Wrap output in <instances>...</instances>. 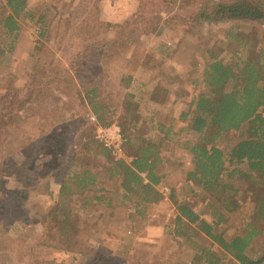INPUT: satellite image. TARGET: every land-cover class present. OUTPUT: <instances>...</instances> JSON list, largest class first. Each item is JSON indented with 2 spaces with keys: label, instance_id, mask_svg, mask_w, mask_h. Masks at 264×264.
I'll return each mask as SVG.
<instances>
[{
  "label": "trees",
  "instance_id": "16d2710c",
  "mask_svg": "<svg viewBox=\"0 0 264 264\" xmlns=\"http://www.w3.org/2000/svg\"><path fill=\"white\" fill-rule=\"evenodd\" d=\"M137 2L130 17L120 23L106 24L112 29L109 38L88 43L75 54L77 64L94 54L108 58L114 48L121 52L138 43L142 35L160 34L176 19L183 24L222 21L232 24L223 37L211 41L212 56L202 55L188 71L192 96L182 101L184 108L178 115L182 125H176V129L173 125L155 122L152 116L132 113L135 93L129 90L133 81L131 75H122L119 79L118 86L125 91L116 105L111 102L108 86L100 85L95 77L89 83L74 85L83 106L96 120L85 119L88 129L93 130L98 124L118 123L124 138L125 158H114L87 129L79 139L82 146L79 161L76 159L71 171L59 181L57 198L41 220L43 232L38 244L63 253L86 255L89 260L82 264H94L95 256L104 248L97 245L87 251L84 242L90 231L99 234L95 224H105L107 216L121 207L130 209L129 219L143 218L148 207L162 199L159 186L166 173L161 172L159 166L165 160L163 145L171 142L189 156L191 165L183 187L190 197L178 198L174 187L169 186L176 215L166 225V232L194 248L196 261L193 264H264V251L256 255L252 250L254 240L264 232V28L257 26L264 23V0H204L184 16L163 15L160 7L154 9L168 3L167 0ZM181 2V6H185V0ZM22 7L23 0L3 3L0 30L8 42L6 45L0 42V55L11 50L19 35L18 17ZM181 42L185 49L191 48ZM227 52H230L227 61L219 57ZM46 63L49 69L40 64L22 94L12 83L1 93V132L9 133L14 125L30 117L25 112L33 107L39 94H43V98L49 94L45 87L51 78L67 85L73 82L70 68L75 69L76 62L64 65L53 57ZM168 90L169 87L154 83L147 100L163 104ZM188 133L191 137L185 135ZM26 147L31 148L33 144L28 142ZM39 152L24 150L26 166L34 163ZM42 163L40 169L45 170L52 165L51 158ZM7 168L0 163V178ZM31 170L28 168L25 172L30 174ZM30 176L33 182L39 178ZM110 182L114 183L112 188L108 187ZM248 196L254 199L250 215L242 228L226 235L225 226ZM202 197L206 200L197 204ZM100 205L107 214L99 212L100 216L90 218L92 222L86 217L80 240L78 214L80 211L85 215L94 213ZM136 258V264H143L144 252L138 251ZM49 264L56 263L50 261ZM125 264L131 263L126 261Z\"/></svg>",
  "mask_w": 264,
  "mask_h": 264
},
{
  "label": "rangeland",
  "instance_id": "374dc122",
  "mask_svg": "<svg viewBox=\"0 0 264 264\" xmlns=\"http://www.w3.org/2000/svg\"><path fill=\"white\" fill-rule=\"evenodd\" d=\"M4 1L0 0V12ZM201 1L204 0H185V6H181L180 0H167L168 3L154 9L160 7L163 15L184 16L194 11ZM137 4V0H23L18 17L21 23L19 35L11 50L0 55V95L10 83L22 94L40 64L49 69L46 62L53 57L64 65H70V61L76 63L75 69L70 68L74 78L72 83L62 84L59 79L51 78L45 87L46 94H49L44 98L39 94L33 107L25 112L30 117L14 125L9 133L0 131V163L6 168L9 166L0 178V264H49L50 261L82 264L89 260L86 255L63 253L38 244L43 232L41 220L57 198L59 181L71 171L73 162L79 161L78 155L82 150L79 139L88 129L85 119L96 121L83 106L74 85L89 83L95 77L100 85L108 86L111 102L116 105L125 91L118 86V81L122 75H131L133 81L129 90L135 93L136 104L132 113L152 116L155 122L173 125L176 129V125H182L178 120L184 108L182 101H188L192 96L187 81L188 71L202 55L212 56L211 41L223 37L232 24L231 21L183 24L176 19L160 34L142 35L130 48L121 52L114 48L108 58L94 54L77 64L75 54L88 43L109 38L112 29L106 24L120 23L130 17ZM257 26L264 28V23ZM181 40L191 48L185 49ZM0 42L3 45L8 42L1 30ZM229 53L219 57L227 61ZM154 83L169 87L163 104L147 100ZM88 130L95 135V129ZM185 135L191 137L190 133ZM28 142L33 147H26ZM26 148L35 153L40 151L34 163L27 166ZM162 150L165 160L159 170L166 176L159 189L167 186L170 192L173 186L178 198L190 197L183 187L191 165L188 154L171 142L164 143ZM49 158L52 165L45 170L40 169L44 165L42 161ZM28 168L32 169L30 174L25 172ZM30 175L39 178L33 182ZM113 186L114 183H108L109 188ZM169 192L163 193L159 202L151 204L143 218L135 216L129 219L130 209L121 207L107 216L105 224H95L99 234L90 231L84 242L87 251L97 245L104 248L95 256L94 264H125L126 261L136 264L138 251L144 252L143 264H193L196 261L194 248L166 232V225L176 215ZM205 200L202 197L197 204ZM253 202L252 196L246 197L225 226L226 235L242 228L252 211ZM96 209L98 211L87 215L83 211L78 214L81 220L80 240L85 231L86 217L90 222V218L100 216L99 212L107 214L102 205ZM252 250L256 255L264 251V232L254 240Z\"/></svg>",
  "mask_w": 264,
  "mask_h": 264
},
{
  "label": "built area",
  "instance_id": "2783aa9c",
  "mask_svg": "<svg viewBox=\"0 0 264 264\" xmlns=\"http://www.w3.org/2000/svg\"><path fill=\"white\" fill-rule=\"evenodd\" d=\"M91 119L95 120V117L92 115ZM94 137L111 151L114 158H125L123 151L124 138L117 122H113L107 126L98 124L95 128ZM161 191L164 194L169 192L167 186L163 187Z\"/></svg>",
  "mask_w": 264,
  "mask_h": 264
}]
</instances>
